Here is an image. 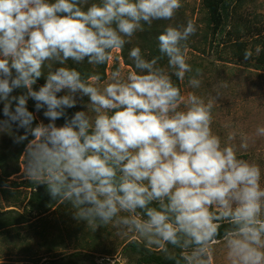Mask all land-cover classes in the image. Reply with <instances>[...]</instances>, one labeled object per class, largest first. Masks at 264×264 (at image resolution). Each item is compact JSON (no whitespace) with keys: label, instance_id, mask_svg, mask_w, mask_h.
Listing matches in <instances>:
<instances>
[{"label":"clouds","instance_id":"1","mask_svg":"<svg viewBox=\"0 0 264 264\" xmlns=\"http://www.w3.org/2000/svg\"><path fill=\"white\" fill-rule=\"evenodd\" d=\"M182 6L181 0H0V131L13 124L24 129L17 143L31 135L27 178L70 202L89 226L114 224L125 235L135 233L174 264H213V245L226 223L229 264H264V173L214 134L219 93L207 101L195 92L185 96L172 79L183 82L193 72L187 42L196 23H168L156 38L160 55L151 59L132 47L133 68L126 75L111 71L102 87L99 73L86 79L67 63L87 58L105 65L145 25L173 21ZM252 56L246 49L244 60ZM45 64L46 82L34 90ZM201 76L196 68L188 85L198 89ZM15 89L26 92L12 96ZM77 94L88 97L87 111L67 118ZM30 98L47 124L36 122ZM61 118L65 123L57 126ZM256 134L264 136V127ZM248 146L242 137L239 148ZM169 245L181 250L179 257Z\"/></svg>","mask_w":264,"mask_h":264},{"label":"rangeland","instance_id":"2","mask_svg":"<svg viewBox=\"0 0 264 264\" xmlns=\"http://www.w3.org/2000/svg\"><path fill=\"white\" fill-rule=\"evenodd\" d=\"M238 19L247 23L252 33L264 31V0H241ZM202 0H181L182 7L173 21L168 23H186L193 20L197 29L205 27V12ZM132 40V38H131ZM193 72L186 74L182 83V95L195 92L205 98L216 96L213 108L212 130L221 137L222 143H234L238 148V157L260 165L264 173V136H258V127H264V71L257 70L251 63L236 64L218 58L210 46L205 51L187 50ZM113 59L108 62V74L120 68L126 75L132 67L124 64L121 50H114ZM202 70L201 86L193 89L188 85L195 69ZM100 82L101 87L107 81ZM61 92L58 95H64ZM77 111H87L88 97L76 95ZM183 107V106H181ZM38 121L47 124L43 114L36 115ZM57 126L63 123L56 121ZM235 133V139L228 141V136ZM242 137H247L248 148L240 149ZM25 153L19 166L20 172L9 179L4 178L0 166V178L5 179V186L0 188V212L14 210L27 220L24 224L0 232L1 264H43L77 260L80 263L91 262L111 264H134V258L126 251L127 243L137 240L144 242L135 233L123 234L114 224L89 226L86 221L75 217L70 202H61L49 212L41 214L28 205L29 190L18 187L29 180L25 171ZM4 180V181H5ZM264 184V178H262ZM213 264H229L227 250L223 240L213 245Z\"/></svg>","mask_w":264,"mask_h":264},{"label":"trees","instance_id":"3","mask_svg":"<svg viewBox=\"0 0 264 264\" xmlns=\"http://www.w3.org/2000/svg\"><path fill=\"white\" fill-rule=\"evenodd\" d=\"M91 3L92 0H89ZM242 4L241 0H202L201 7L205 12V27L204 29H197V33L190 37L187 42V49L191 51L202 52L207 47L213 48L218 58L226 60V62H234L236 64L251 63L257 70L264 71V31L259 33H252L249 24L242 23L238 19V10ZM168 24L167 21H154L151 26L145 25L143 32H138L132 37L130 43L126 44L121 50V58L125 65L133 68L132 61L129 59V50L132 47H141L146 58L151 59L154 56L160 55L158 50L157 36ZM259 45L261 51L256 54L255 48ZM246 49L253 51V56L246 61L243 58ZM68 65L77 68L84 78H88L94 74L101 75V81L107 78L108 63L105 65H90L87 58L81 63H76L69 59ZM160 66L167 67V59H162ZM58 65H53V70ZM48 67L45 64L42 68V76L37 80L33 86L34 90H38L40 86L45 84L48 74ZM173 82L181 89L182 83L177 80L175 76L172 77ZM25 89H15L12 96H19L25 94ZM15 104V102H14ZM13 104V106H14ZM27 107L35 115L43 114L44 109L39 112L35 109V101L31 98L28 100ZM66 117L71 116L77 111L74 108L66 109ZM3 116V102L0 101V119ZM65 123V118L58 120ZM36 122H39L38 119ZM24 134V129H18L15 124L6 131H0V166L4 173V178L9 179L13 175L20 172L19 162L25 153V148L29 140L32 139L29 135L28 140L17 143L16 138ZM0 178V188L5 186L6 180ZM5 180V181H4ZM18 187H24L29 190L28 205L41 214H45L61 203L58 199H53L44 184H35L30 180L23 181L16 184ZM15 214L14 210L0 212V232L24 224L27 220L22 214ZM228 227L225 223L221 226L220 236L217 237L219 241L222 240L224 229ZM170 251L179 257L180 249H174L168 246ZM125 251L134 258V264H174V261L166 259L165 254L156 248L149 249L144 242L133 240L125 246ZM1 264V263H0ZM43 264H84L77 260H68L65 262ZM89 264H111L110 262L97 263L91 262Z\"/></svg>","mask_w":264,"mask_h":264}]
</instances>
